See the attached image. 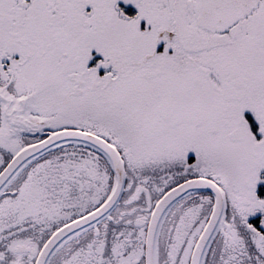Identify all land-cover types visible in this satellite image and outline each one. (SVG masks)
<instances>
[{
  "label": "snow or ice",
  "instance_id": "6c2138e0",
  "mask_svg": "<svg viewBox=\"0 0 264 264\" xmlns=\"http://www.w3.org/2000/svg\"><path fill=\"white\" fill-rule=\"evenodd\" d=\"M0 264H264V0H0Z\"/></svg>",
  "mask_w": 264,
  "mask_h": 264
}]
</instances>
